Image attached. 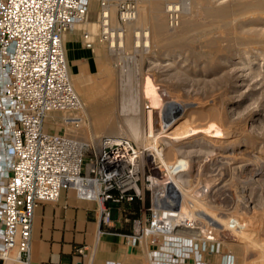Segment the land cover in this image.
I'll list each match as a JSON object with an SVG mask.
<instances>
[{
    "label": "bare ground",
    "instance_id": "obj_1",
    "mask_svg": "<svg viewBox=\"0 0 264 264\" xmlns=\"http://www.w3.org/2000/svg\"><path fill=\"white\" fill-rule=\"evenodd\" d=\"M140 1L143 3L136 5L133 19L107 42L111 55L114 47L138 48L139 54L117 50V76L112 77V68L105 64V77L99 84L95 81L83 87L81 98L83 111L87 114L86 110H90L98 126L106 119L123 116L126 133L145 145L147 161L166 176L161 189V174L158 171L152 175L154 207L162 209L155 224L163 235V244L154 252L151 264H174L173 257L177 264H187L188 258L193 259V264H214L213 257L205 258L201 250L203 241L209 249L219 239L216 232L205 228L209 224L215 225L216 231L229 228L235 232L234 251L248 253L246 264H264V172H254L253 184H245L249 209L239 213L237 227L218 218L208 203L192 198L189 189L191 172L200 169L204 158L219 155L232 165L241 153L244 157L233 167L247 169L253 160L245 154L255 160L264 157V0ZM174 13L179 19L170 25L169 16ZM83 24H91L90 30H96L92 29L95 23L88 19L77 23L65 34L64 46L67 34L77 33ZM102 50L98 46L94 53L104 63ZM150 77L153 83L146 84ZM99 91L103 93L100 97ZM150 92L163 99L164 108L159 113L161 131L155 129L156 105L150 102ZM173 93L187 100H177ZM187 117L191 120L187 121ZM186 121L188 128L178 132ZM134 147L144 167L142 156ZM240 147L239 154L231 156L236 158L225 155L227 148ZM202 171L205 176L211 172L209 167ZM177 238L179 244L172 245ZM220 245L221 242L219 252ZM142 249L145 255L150 254L147 244L143 243ZM195 255L200 259L196 260Z\"/></svg>",
    "mask_w": 264,
    "mask_h": 264
},
{
    "label": "built area",
    "instance_id": "obj_2",
    "mask_svg": "<svg viewBox=\"0 0 264 264\" xmlns=\"http://www.w3.org/2000/svg\"><path fill=\"white\" fill-rule=\"evenodd\" d=\"M88 7L87 0H0V264L30 261L34 209L57 201L62 190L94 201L106 225L109 202L143 200L145 187L149 213L132 218L127 241L149 246L162 234L155 224L162 209L154 207V184L134 144L93 132L72 81L64 36L87 19ZM135 12L133 0H100L98 32H82L84 47L109 42ZM178 19L171 14L170 25Z\"/></svg>",
    "mask_w": 264,
    "mask_h": 264
},
{
    "label": "rangeland",
    "instance_id": "obj_3",
    "mask_svg": "<svg viewBox=\"0 0 264 264\" xmlns=\"http://www.w3.org/2000/svg\"><path fill=\"white\" fill-rule=\"evenodd\" d=\"M99 1L100 0H89V3H88V5H89V7H88V17H87V19H88V21L90 23L91 22L95 23V21H96V16H97L98 8H99ZM133 1H135L137 6H140V4L143 3L140 0H138V1L137 0H133ZM112 9H113L112 12H111V14H112V23L114 22V24H116L117 23V10H116L115 6ZM81 23H83V22H81ZM90 25L91 24H89L88 26L85 25V24L81 25L82 26L81 27V31H80L81 39H82V32L84 30H89L94 35L97 34L98 30H97L96 24H94L92 26V29L93 28L96 29L95 31L94 30L93 31L90 30L91 29ZM123 28H125V25L123 26ZM95 32H96V34H95ZM98 46L102 47V49H103L102 51L104 52V56L105 57H104V63L100 62V64H101L100 65V69L97 72H94V73L90 74L89 76H86V77H84L82 79L80 77L75 76L72 73H70L71 77H72V81L74 83V87L77 90L80 98H81V95L83 93V87H85L87 85H91V84L96 83V82L99 84V81H101L103 79V77H105V73H106V66H104L105 64H107V67H110V69L112 68V70H111L112 73L110 72L111 76L112 77H116L117 76L116 73L118 72V70H116V69L119 68V63H120V61L117 60L119 51L121 53H124V54H131V53L132 54H136V55L139 54V51L137 50L138 48H136V49H131V48L130 49H125L124 47H120V50H119V48H117V47H114V48L112 47L114 49V51L111 52L112 53V55H111L110 54V49H108L107 41H97L95 43L93 49H97ZM117 50H118V52H117ZM106 58H107V60H106ZM108 64H110V65H108ZM99 73H100V75H99ZM98 76H99V78H98ZM150 78H149L150 80L147 79V81H145L146 84L153 83L152 77H150ZM145 88H146V90H148L147 89V85H145ZM100 94H103V93H101V91H99L98 97L101 96ZM151 94H153V93H151ZM151 94H150V97H151L150 98V102L152 104H154V106L156 105L155 106L156 107L155 113L153 115L155 129H156V131H161L162 130V122H161V118H160L161 114H159V113H160V109L162 110V108H164L163 99L159 98V97H156L154 94L151 96ZM178 94L177 93H173L172 95L173 96L174 95L178 96ZM177 96H174L177 100H180V99H181V101L187 100L181 94L178 96L179 98ZM81 100H82V98H81ZM83 102H84V100H83ZM86 111H87L86 115L88 117V120H89V123L91 125V128H92L93 132L96 135H107V136H111V137L123 136V137L131 140L134 143V145L137 147V151L140 154V156H142V159H143L144 164H145V166H144L145 174L149 173L150 178H151V180L153 182L152 175L156 174L159 171V174H161L160 175L161 177L158 176L159 177V181H158L159 184L158 185H160L161 189L163 187H165L166 176L162 175L163 174L162 170H158L157 171V169L155 168V165L153 166L147 161V150H146L145 145L142 144V142H140L139 140H134L133 138H131L129 136V134H127L128 133V128L126 126V122H125V119H124L123 116H120L119 117L120 119H116V120L114 118H112L110 120L106 119L105 121H107V122L103 123L102 126H98L96 124V121L94 120V116L92 115L90 110H89V112H88V110H86ZM196 116H197L196 114L193 115V117H196ZM47 120H50V118H48ZM186 120L190 121L191 119L189 117H187ZM187 121L181 125L182 127H180L178 129V132H184V130L188 128L189 123ZM113 124H114V126H113ZM104 125H105V128H104ZM111 125L113 126L112 129L110 128ZM106 128H108V129H106ZM54 129L55 130H60V127L59 126H54ZM103 130H105V131H103ZM140 143L142 144V146H144L143 148H141L142 146L140 145ZM146 145H147V143H146ZM241 148L242 147L237 148L236 150L227 148V153L225 155H228L229 158L231 156H235L234 154L235 153L237 154V151L239 149H241ZM246 155H247L248 158L250 157V159L253 160L252 161L253 164H251L247 169H245L244 167L234 168L236 165H239V163H240L239 160H241L244 157V155H241V153L238 156H236V157H239V160L236 161L232 165H230L229 164L230 161L228 162L225 158L223 160V158L220 157L219 155H216V156L213 155L210 158H208V157L204 158L205 160L200 164V169L198 168L197 170L192 171L191 172L192 176L190 177V179L192 180V181H190V186L191 187L189 186L191 197L194 198L195 200L201 201L203 203H205V202L208 203V204H206V203L205 204L207 206H209L215 212V214H216V216L218 218L229 220L230 221V225L231 226L235 225L236 227L239 226V225H237L238 224L237 223L238 222L237 221V219H238L237 216L239 215V213H241V214L245 213L246 210L249 209V196H248L247 191H245L246 187L249 184H253V181H254L253 180V178H254L253 174H254V172H264V157L258 158V159L255 160L254 159L255 157L254 158L251 157L252 155L245 154V156ZM236 157H231V158H236ZM247 157H245V158H247ZM144 159H146V160H144ZM145 162H148V163H145ZM231 162H233V160H231ZM152 167H154L155 170H154V168L152 169ZM206 167H209V169L211 170V172L209 173L210 175H208V176H205L204 172L202 171ZM218 177H219V179H218ZM231 178H232V180H231ZM239 181H240V183H239ZM235 182L236 183L238 182L237 185H236ZM229 183H231V184L229 185ZM247 183H248V185H247ZM143 184H144V186H147L148 182H144ZM254 185H255V182H254ZM233 186H234V188H233ZM149 187H150L151 191H153V188L151 186H149ZM230 187H232V188H230ZM205 188H206V190H205ZM236 189H237V191H236ZM239 189L241 191H239ZM191 197L188 198V199L190 201V208H193V203L191 202V199H192ZM150 200H151V192H150V190H148L147 188L144 187L143 200H136L137 201V206H138V211H139V214H141V215L135 216V217H142V219H143L144 216L148 215L149 211L147 210V207L150 204ZM205 228L212 229L213 232H216V234H217L216 237L219 238L218 242L215 245L213 243H211L209 249L207 248L209 250L208 253L206 252L207 249L205 247V241H203L201 250L203 251V254L205 255V258H207L208 256H212L213 258L211 259V261H213L214 264H234V262H235V264H241V263L242 264L243 263L246 264L245 261L249 258L248 257V253L243 252V251H239V252L238 251H234V244L237 243V241H236L237 236H236L235 232H233L229 228L228 229H221V230L218 229L216 231L215 230L216 229L215 225H213V224H209ZM217 232H219V233H217ZM162 238H163V235H160L159 239H158L159 241L156 244L147 246V250H148V252H150V254H148V255H145L144 254L145 250L143 251L142 247H140L139 254L132 256L130 258V260H129L130 262L128 264H151V260L154 259V252L157 251L159 249V246L163 244V239ZM176 240L177 241L171 242V244L172 245L179 244L178 241H180V239L177 238ZM220 242H221V245H220L221 252L218 251V247H219V243ZM182 243H184V240L182 241ZM187 243L191 244L190 241H187ZM228 243H229L230 247H227V246H229ZM231 244H232V248L233 249L231 248ZM196 247L197 246L195 244L194 248L196 249ZM169 254L171 255L172 253H169ZM234 257H235V260H234ZM237 257H238V259H237ZM173 259L175 260L174 264H177L176 263L177 259L174 258V257H173ZM195 259L196 260L200 259L199 255H198L197 258H196V255H195ZM225 259H226V261H225ZM241 259L244 260V261L242 262ZM229 260H231V261H229ZM186 261H187V264H193V259L192 258H191V260L188 258V259H186ZM156 264H160V263L157 261Z\"/></svg>",
    "mask_w": 264,
    "mask_h": 264
},
{
    "label": "crops",
    "instance_id": "obj_4",
    "mask_svg": "<svg viewBox=\"0 0 264 264\" xmlns=\"http://www.w3.org/2000/svg\"><path fill=\"white\" fill-rule=\"evenodd\" d=\"M80 31L67 34L65 52L70 73L82 79L97 72L101 64L95 49L84 47ZM109 206L110 222L105 225L99 220L96 203L78 199L72 189L62 190L55 202L38 203L27 264H128L140 252V247L127 241L132 218L141 215L137 201L109 202ZM120 207L125 209L124 214Z\"/></svg>",
    "mask_w": 264,
    "mask_h": 264
}]
</instances>
